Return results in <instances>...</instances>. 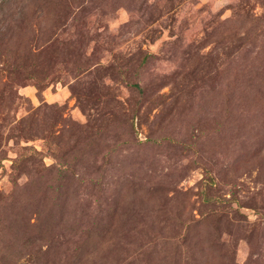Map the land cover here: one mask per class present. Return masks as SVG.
I'll return each mask as SVG.
<instances>
[{
	"label": "rangeland",
	"instance_id": "1",
	"mask_svg": "<svg viewBox=\"0 0 264 264\" xmlns=\"http://www.w3.org/2000/svg\"><path fill=\"white\" fill-rule=\"evenodd\" d=\"M0 264H264V0H0Z\"/></svg>",
	"mask_w": 264,
	"mask_h": 264
}]
</instances>
